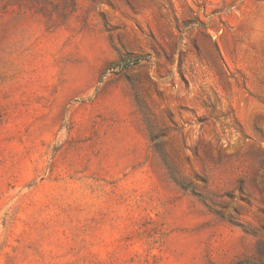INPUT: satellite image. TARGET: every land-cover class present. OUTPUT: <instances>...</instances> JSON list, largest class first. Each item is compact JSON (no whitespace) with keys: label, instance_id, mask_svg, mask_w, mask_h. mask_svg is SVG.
Listing matches in <instances>:
<instances>
[{"label":"rangeland","instance_id":"rangeland-1","mask_svg":"<svg viewBox=\"0 0 264 264\" xmlns=\"http://www.w3.org/2000/svg\"><path fill=\"white\" fill-rule=\"evenodd\" d=\"M0 264H264V0H0Z\"/></svg>","mask_w":264,"mask_h":264},{"label":"trees","instance_id":"trees-1","mask_svg":"<svg viewBox=\"0 0 264 264\" xmlns=\"http://www.w3.org/2000/svg\"><path fill=\"white\" fill-rule=\"evenodd\" d=\"M143 59L142 58H135V59H132V60H124L122 61L121 63H118L116 66H119L121 68H129L133 65H137L139 64ZM138 106L140 107V110L141 112L144 114V116L146 117V121H148L147 125H148V131H149V134H150V137L152 138V140H156V137L154 135V131H153V127L152 125L149 123V119L147 118V113L145 111V109L141 106V104H138ZM159 148V147H158ZM161 153V151H160ZM162 154V153H161ZM162 159L164 161V164L166 166V169L168 170V173L171 177V179L179 186H182V184L180 183L179 180H177L174 175H173V168H172V165L169 163V161L162 155Z\"/></svg>","mask_w":264,"mask_h":264}]
</instances>
